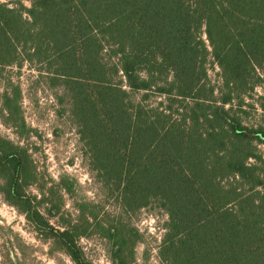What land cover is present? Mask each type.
<instances>
[{
  "label": "trees",
  "instance_id": "trees-1",
  "mask_svg": "<svg viewBox=\"0 0 264 264\" xmlns=\"http://www.w3.org/2000/svg\"><path fill=\"white\" fill-rule=\"evenodd\" d=\"M26 63L59 85L122 214L166 212L163 264H264V121L247 120L264 83V0H0V69ZM35 171L0 137L7 202L74 264H95L80 239L97 213L54 225L24 189ZM107 232L114 263L129 264L138 230L120 218Z\"/></svg>",
  "mask_w": 264,
  "mask_h": 264
},
{
  "label": "rangeland",
  "instance_id": "rangeland-1",
  "mask_svg": "<svg viewBox=\"0 0 264 264\" xmlns=\"http://www.w3.org/2000/svg\"><path fill=\"white\" fill-rule=\"evenodd\" d=\"M216 71L210 70L213 81L218 78ZM5 93L13 109L5 106ZM61 94L59 85H53L49 77L28 63L22 68L0 69V137L26 148L30 165L37 173L25 191L38 201L43 199L40 209L56 226H62L65 220L79 218V222L81 209L88 211L91 207L97 213L96 219L89 217L88 233L80 239L87 258L95 264H115L113 249L117 246L107 229L120 218L139 233L129 264H163L158 249L168 218L166 212L149 206L131 215L122 214L92 173L89 155ZM262 96L264 83L257 86L250 99L254 107L247 120L251 124L264 121ZM2 186L0 177V264H74L53 239L7 202ZM44 198L59 206L60 213L50 215L47 207L52 203H46ZM98 223L105 229L97 228Z\"/></svg>",
  "mask_w": 264,
  "mask_h": 264
}]
</instances>
